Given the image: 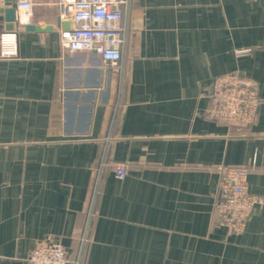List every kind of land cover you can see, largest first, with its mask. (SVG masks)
<instances>
[{
    "label": "crops",
    "instance_id": "1",
    "mask_svg": "<svg viewBox=\"0 0 264 264\" xmlns=\"http://www.w3.org/2000/svg\"><path fill=\"white\" fill-rule=\"evenodd\" d=\"M19 1L0 0V19ZM16 15L0 20L18 33L0 57V264L52 239L81 264H264V206L232 235L215 210L223 167L255 164L249 191L264 197V0H130L118 69L64 50L59 0ZM229 73L260 87L241 130L207 116Z\"/></svg>",
    "mask_w": 264,
    "mask_h": 264
},
{
    "label": "built area",
    "instance_id": "2",
    "mask_svg": "<svg viewBox=\"0 0 264 264\" xmlns=\"http://www.w3.org/2000/svg\"><path fill=\"white\" fill-rule=\"evenodd\" d=\"M130 0H59L61 19L72 22L73 28L61 32L60 41L69 54L94 52L109 67H122L123 48L127 40L125 25ZM36 0H20L16 9L18 22L27 24L33 16ZM18 53V33L6 31L0 34V57L12 58ZM262 104L259 83L240 73L217 77L212 84L209 119L230 126L242 127L256 123ZM108 162L104 151L96 172L90 206L98 196L99 178ZM251 166L223 167L215 201V210L222 226L229 234L244 231L248 220L258 205L264 206V197L250 193L248 176ZM117 179L129 175V166L114 165ZM29 264H81L80 258L69 255L61 241L52 239L35 248L28 258Z\"/></svg>",
    "mask_w": 264,
    "mask_h": 264
},
{
    "label": "water",
    "instance_id": "3",
    "mask_svg": "<svg viewBox=\"0 0 264 264\" xmlns=\"http://www.w3.org/2000/svg\"><path fill=\"white\" fill-rule=\"evenodd\" d=\"M7 1H12L13 0H7ZM1 12L5 13L4 17H1L0 20H4L8 25L6 26L7 29L11 30L14 27V23L16 22V7L12 6L6 9H2ZM65 26H68L66 29H71V24L70 23H65ZM34 26H28L27 29H34Z\"/></svg>",
    "mask_w": 264,
    "mask_h": 264
},
{
    "label": "trees",
    "instance_id": "4",
    "mask_svg": "<svg viewBox=\"0 0 264 264\" xmlns=\"http://www.w3.org/2000/svg\"><path fill=\"white\" fill-rule=\"evenodd\" d=\"M232 127H237V126H234V125H233ZM237 128H238V127H237Z\"/></svg>",
    "mask_w": 264,
    "mask_h": 264
}]
</instances>
